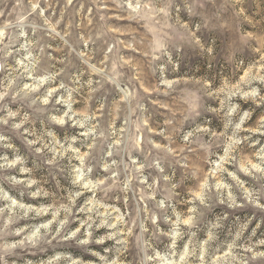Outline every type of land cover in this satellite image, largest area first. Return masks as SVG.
<instances>
[{
  "label": "rangeland",
  "instance_id": "1",
  "mask_svg": "<svg viewBox=\"0 0 264 264\" xmlns=\"http://www.w3.org/2000/svg\"><path fill=\"white\" fill-rule=\"evenodd\" d=\"M0 264H264V0H0Z\"/></svg>",
  "mask_w": 264,
  "mask_h": 264
}]
</instances>
